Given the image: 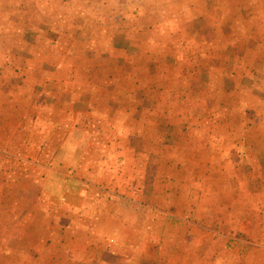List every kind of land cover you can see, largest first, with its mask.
Instances as JSON below:
<instances>
[{"label": "rangeland", "instance_id": "obj_1", "mask_svg": "<svg viewBox=\"0 0 264 264\" xmlns=\"http://www.w3.org/2000/svg\"><path fill=\"white\" fill-rule=\"evenodd\" d=\"M29 1L0 0V264H264V0Z\"/></svg>", "mask_w": 264, "mask_h": 264}, {"label": "crops", "instance_id": "obj_2", "mask_svg": "<svg viewBox=\"0 0 264 264\" xmlns=\"http://www.w3.org/2000/svg\"><path fill=\"white\" fill-rule=\"evenodd\" d=\"M58 1H59V5L65 6L66 1H68V0H58ZM74 1H75V3H78V2H76V0H72V2H74ZM29 2L35 3V4H37V6L42 3L43 8H44L45 3L49 4V0H42V1L30 0ZM124 2H126V0H124ZM75 3H73V4H75ZM92 3L98 4V5L105 4V2H101L100 0H92ZM78 5H81V4H78ZM43 13H50V7L46 8V11H43ZM51 13L53 14L52 18L50 17V14L48 16H42V24L43 25L41 26V29H39L40 31L50 33L51 23H54V22H60V23L64 22V23H66V25H65L66 28H68L69 22L75 21L76 19H80V17L83 16V14H81L79 18H76V17H74V14H72V16L67 17V15L64 14L63 12H55V9ZM104 18L106 21L109 20L108 16H106V17L104 16ZM118 19H120V18H118ZM120 20H123V19H120Z\"/></svg>", "mask_w": 264, "mask_h": 264}]
</instances>
